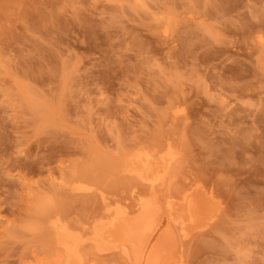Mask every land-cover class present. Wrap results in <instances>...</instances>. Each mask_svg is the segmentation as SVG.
<instances>
[{
    "label": "rangeland",
    "instance_id": "obj_1",
    "mask_svg": "<svg viewBox=\"0 0 264 264\" xmlns=\"http://www.w3.org/2000/svg\"><path fill=\"white\" fill-rule=\"evenodd\" d=\"M169 149L170 187L129 173ZM189 189L176 264H264V0H0V264H65L55 221Z\"/></svg>",
    "mask_w": 264,
    "mask_h": 264
},
{
    "label": "bare ground",
    "instance_id": "obj_2",
    "mask_svg": "<svg viewBox=\"0 0 264 264\" xmlns=\"http://www.w3.org/2000/svg\"><path fill=\"white\" fill-rule=\"evenodd\" d=\"M179 159L177 150L169 149L164 154L141 150L130 156L127 168L153 191L156 187L171 186ZM75 190L84 193L94 191L92 186ZM190 191L184 193L182 214H179L180 206L169 198L165 209L159 201L152 199L134 205V209L137 207L134 211L127 207L113 211L111 204L103 199V212L96 217L90 231L85 228L74 230L59 220L55 221L53 230L65 256V264H83L81 249L88 243L100 254L119 252L127 264H176L178 236L188 237V227L198 212V204L191 200Z\"/></svg>",
    "mask_w": 264,
    "mask_h": 264
}]
</instances>
